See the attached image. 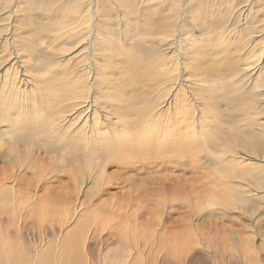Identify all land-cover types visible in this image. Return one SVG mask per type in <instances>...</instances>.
<instances>
[{
	"label": "rangeland",
	"instance_id": "rangeland-1",
	"mask_svg": "<svg viewBox=\"0 0 264 264\" xmlns=\"http://www.w3.org/2000/svg\"><path fill=\"white\" fill-rule=\"evenodd\" d=\"M15 73L9 260L264 264V0H0V82ZM93 115L106 140L83 136Z\"/></svg>",
	"mask_w": 264,
	"mask_h": 264
},
{
	"label": "bare ground",
	"instance_id": "bare-ground-1",
	"mask_svg": "<svg viewBox=\"0 0 264 264\" xmlns=\"http://www.w3.org/2000/svg\"><path fill=\"white\" fill-rule=\"evenodd\" d=\"M10 79L7 81V83H6V81L5 82H0V87L2 86V85H4V84H6V85H8L9 86V89L10 88H13L12 86V83L15 85L14 86V89H16V90H14V92H13V95H15L16 94V96L17 95H19L21 98H22V96L24 95H29L28 93H26V92H24V90H22V88H19L20 87V85H18V84H16V82H15V80H18V75H17V73H15V74H10L9 76H8ZM241 80H242V82H243V78H241ZM20 81V80H19ZM16 87H18V88H16ZM25 91H27V90H25ZM8 92H9V90H8ZM74 95H75V93H73ZM72 94V96L71 97H74V95ZM78 95V94H77ZM75 97H77V100L76 101H79V100H82V95H78V96H75ZM75 100L76 98H71V101H73V100ZM70 101V100H69ZM70 101V102H71ZM71 104V103H70ZM69 104V105H70ZM71 108H74L73 110H75V108H79V102H75L74 103V105H72L71 106ZM113 108V107H112ZM136 108V107H135ZM72 110V111H73ZM39 111V110H38ZM119 110L116 108V111L114 110V108H113V115H115L116 117H118V118H120V114H119V112H118ZM39 115V114H38ZM110 115H112L111 113H110ZM122 116H125V115H127V114H121ZM62 117H66V118H69V117H67V116H65V115H63ZM62 117H60V119L62 118ZM98 117V116H97ZM97 117H95V115H93V118H92V120L89 122V118H87L86 119V125H83V126H81V130H82V132H84L83 133V136L87 139V141L88 142H90L91 141V139H92V136H93V138L94 139H96V141H98V140H106L105 139V137H103V136H101L100 138H99V136H96V134H100L99 132H100V126H101V124H102V122L101 121H99L98 119H97ZM154 118H155V116H154ZM153 118V119H154ZM100 119V118H99ZM107 120H109L107 117H103L102 118V121H104L106 124H108V125H111L110 127L112 128V130H113V132L115 133V135H118V136H120L121 137V139H123L122 138V136H124L125 137V134H126V132H127V127L124 125V124H122L120 127H117L116 128V124H111L110 123V121H107ZM136 121V120H135ZM89 123H90V125H89ZM135 123H137V122H135ZM152 123H154L153 121L151 122V124ZM150 124V123H149ZM150 124V125H151ZM73 123H72V121L71 120H69V121H67V119H64V118H62V122H60V121H57V122H54L52 125H49L51 128L49 129L50 131H52L53 133H55V134H58V133H61L60 132V130L61 129H64L65 131H66V135L67 134H70L71 133V131L73 130L72 129V127H73ZM46 126H47V124H46ZM49 126H47V127H49ZM5 127V126H4ZM11 127V126H10ZM13 127V126H12ZM80 127V126H79ZM150 128V127H149ZM147 129V128H146ZM130 131V130H129ZM148 131H149V129H148ZM151 132V131H150ZM167 132V131H166ZM93 134H95V135H93ZM187 134V133H186ZM59 135V134H58ZM138 135V134H137ZM82 136V137H83ZM107 138V137H106ZM128 139V138H127ZM100 143V142H99ZM143 146V145H142ZM178 146V145H177ZM141 149H142V147H141ZM146 149V148H145ZM102 151V150H101ZM235 151V150H234ZM144 153V152H143ZM239 154V153H238ZM233 157L234 158H236V156L235 155H233ZM225 159V158H224ZM248 172V171H247ZM245 174V173H244ZM228 175V174H227ZM15 198H17L16 196L15 197H13V199H15ZM56 201V200H55ZM58 203V202H57ZM0 212L2 213V214H0V223H3V222H10V215H7V216H4L3 214H5L2 210H0ZM21 212V211H20ZM19 214V213H18ZM15 214H13V215H11V216H14ZM20 215V214H19ZM16 217V216H15ZM17 218V217H16ZM15 218L13 217L11 220H14ZM9 220V221H8ZM10 251H5V252H2L1 250H0V264H7V262L4 260V259H2L3 258V256L4 255H6L7 256V258H8V260L10 259V255H11V253H9ZM78 256H80L79 254H78ZM77 260V259H76ZM75 259H73L72 261H71V264H79V261L77 260L76 261ZM8 262H10V264H19L18 262H16V261H12V260H9Z\"/></svg>",
	"mask_w": 264,
	"mask_h": 264
}]
</instances>
